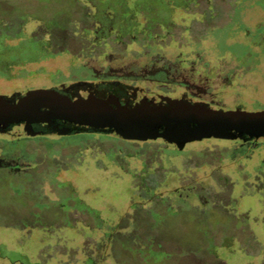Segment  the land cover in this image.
Listing matches in <instances>:
<instances>
[{"label": "rangeland", "instance_id": "374dc122", "mask_svg": "<svg viewBox=\"0 0 264 264\" xmlns=\"http://www.w3.org/2000/svg\"><path fill=\"white\" fill-rule=\"evenodd\" d=\"M50 5L68 9L60 17L74 27L73 4ZM40 6L0 0V15ZM191 8L177 11L186 19L178 20L179 38L169 42L158 26L134 54L152 64L189 46L228 69L230 51L254 48L264 33V0H200ZM238 71L235 88L264 101V61ZM187 134L156 141L122 134L128 142L59 135L32 140L23 158L9 159L2 152L10 136L0 130V264H264L263 138L246 158L231 138L185 141Z\"/></svg>", "mask_w": 264, "mask_h": 264}, {"label": "flooded vegetation", "instance_id": "af4514ba", "mask_svg": "<svg viewBox=\"0 0 264 264\" xmlns=\"http://www.w3.org/2000/svg\"><path fill=\"white\" fill-rule=\"evenodd\" d=\"M196 1L200 0H68L79 10L73 16V28L60 17L68 9L50 5L54 0H37L41 8L35 12L0 15V101L51 117L0 122V130L10 136L5 139L2 155L23 158L26 143L35 139L52 142L59 135L87 133L97 137L106 133L129 141L121 137L122 129L108 130L64 116L71 105L95 112L188 103L223 109H264V101L251 100L235 88L242 76L238 69L247 72L264 61L263 32L253 41L254 48L239 54L230 51L235 65L228 69H218L220 62L213 63L203 51L189 46L157 54L152 64L134 54L145 51L144 41L160 30L158 26L164 27L168 41L179 38L178 20L183 23L186 19L179 18L177 11L191 13L196 10L191 8ZM39 89L49 92L32 94ZM230 94L235 98L227 100ZM253 102L263 105L249 108ZM192 127L184 128L190 131ZM145 129L147 133L175 130L165 124ZM162 137H147V141ZM260 138L264 141V135L231 139L249 158L250 151L263 143Z\"/></svg>", "mask_w": 264, "mask_h": 264}, {"label": "water", "instance_id": "95a60500", "mask_svg": "<svg viewBox=\"0 0 264 264\" xmlns=\"http://www.w3.org/2000/svg\"><path fill=\"white\" fill-rule=\"evenodd\" d=\"M49 90H33L32 94L43 95ZM82 124L104 127L108 130L122 129L123 134H137L143 137L182 135L188 133L185 141L204 137L234 138L244 135H264V109L212 108L205 103H188L186 106H140L114 112H95L85 106L71 105L64 115ZM50 115L31 112L20 104L0 101V122H18L22 119L48 120ZM171 125L174 131L147 133L149 125ZM192 130L184 127L192 126Z\"/></svg>", "mask_w": 264, "mask_h": 264}]
</instances>
